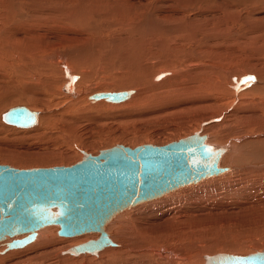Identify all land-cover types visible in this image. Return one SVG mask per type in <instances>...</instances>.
<instances>
[{"label": "rangeland", "instance_id": "1", "mask_svg": "<svg viewBox=\"0 0 264 264\" xmlns=\"http://www.w3.org/2000/svg\"><path fill=\"white\" fill-rule=\"evenodd\" d=\"M0 54V163L71 165L84 151L98 154L119 143L164 145L201 132L211 144L228 146L239 166L221 160L229 167L219 176L224 179L167 194L194 191L195 206L184 210L206 214L199 219L205 228L190 230L193 240L178 245L187 251L198 245L193 264H205V255L264 249V0H0ZM160 68L172 74L156 83ZM64 85L77 92L75 98L64 94ZM133 89L119 104L90 98ZM13 105L39 111L36 126L22 130L2 119ZM235 181L238 186L229 187ZM197 205L202 209L191 210ZM131 210L107 225L115 242L130 218L116 221ZM58 229L40 246V235L8 252L0 244V264H99L82 258L86 254L63 253L97 239L95 233L68 237Z\"/></svg>", "mask_w": 264, "mask_h": 264}, {"label": "water", "instance_id": "2", "mask_svg": "<svg viewBox=\"0 0 264 264\" xmlns=\"http://www.w3.org/2000/svg\"><path fill=\"white\" fill-rule=\"evenodd\" d=\"M132 93L100 91L90 98L120 103ZM5 119L31 126L37 113L16 106ZM207 138L196 132L164 145L119 143L98 154L84 151L71 165L18 168L0 163V242H5V251L21 248L34 241L40 229L57 225L60 236L100 233L70 248L71 253H96L115 245L106 226L119 213L229 170L220 165L228 148ZM205 264H264V249L247 255H206Z\"/></svg>", "mask_w": 264, "mask_h": 264}, {"label": "bare ground", "instance_id": "3", "mask_svg": "<svg viewBox=\"0 0 264 264\" xmlns=\"http://www.w3.org/2000/svg\"><path fill=\"white\" fill-rule=\"evenodd\" d=\"M236 1H234L235 3ZM148 3V2H147ZM233 4V3H232ZM76 5V4H75ZM83 7V6H82ZM236 8V7H235ZM93 9V8H92ZM16 11V10H14ZM13 12V11H12ZM16 13V12H15ZM107 13V11H106ZM91 14V13H90ZM76 15V14H75ZM16 16V15H15ZM7 17V16H6ZM82 17V16H81ZM9 19V18H8ZM7 19V20H8ZM57 19V18H56ZM6 20V21H7ZM74 21V20H73ZM36 24V23H35ZM4 25V24H3ZM1 25V26H3ZM40 25V24H39ZM78 25V24H77ZM92 26V24H91ZM18 27V26H17ZM59 29V28H58ZM57 29V30H58ZM187 30V29H186ZM26 34V33H25ZM108 35V34H107ZM189 36V35H188ZM197 36V35H196ZM2 38V37H1ZM194 38V37H193ZM191 39V38H190ZM9 40V39H8ZM41 41V40H40ZM39 41V42H40ZM4 42V41H3ZM37 42V41H36ZM64 42V41H63ZM41 43V42H40ZM69 44V43H68ZM71 44V43H70ZM40 45V44H39ZM49 45V44H48ZM62 46V45H61ZM65 46V45H64ZM20 47V46H19ZM44 47V46H43ZM54 48V47H53ZM2 49V48H1ZM51 49V48H50ZM89 49V48H88ZM5 50V49H4ZM7 51V50H6ZM11 51V50H10ZM40 52V51H39ZM8 53V52H7ZM22 53V52H21ZM2 54V53H1ZM0 54V56H1ZM35 54V53H34ZM13 56V53H12ZM43 56V55H42ZM222 56V55H221ZM35 57V56H34ZM10 58V57H9ZM22 58V56H21ZM36 58V57H35ZM38 58V57H37ZM24 59V58H23ZM26 59V58H25ZM33 59V58H32ZM35 60V59H34ZM56 60V59H55ZM202 60V59H201ZM4 62V61H3ZM9 63V62H8ZM27 63V62H26ZM28 64V63H27ZM44 64V63H43ZM59 66H61V68L63 67L66 71V75L68 74V77L70 78V80L74 81L76 80V75L71 74L70 73V69H68L67 65H65V63L63 61H60L59 58V62H58ZM192 64V63H191ZM4 65V64H3ZM2 65V66H3ZM8 66V65H7ZM34 68V67H33ZM257 68V67H256ZM43 69V68H42ZM45 69V68H44ZM158 69V68H157ZM12 71V70H11ZM57 71V70H56ZM251 71H254V69ZM31 72V71H30ZM240 72V71H239ZM242 72V71H241ZM248 72V71H247ZM257 72V71H256ZM260 72V71H259ZM40 73V72H39ZM46 73V72H45ZM154 73V72H153ZM245 73V72H244ZM155 74V73H154ZM172 74V72L170 73L169 70H166V68H160L159 71H157L156 76L152 79L154 82L158 83L160 81H164L166 78H168V76H170ZM251 74V73H250ZM64 75V74H63ZM62 75V76H63ZM240 75V74H239ZM238 75V76H239ZM233 76V75H231ZM19 77V76H18ZM56 77V76H55ZM34 78V77H32ZM239 78V77H238ZM244 78V77H243ZM13 79V78H12ZM35 79V78H34ZM169 79V78H168ZM20 80V79H19ZM18 80V81H19ZM40 80V79H39ZM207 80V79H206ZM141 81V80H140ZM239 81V80H238ZM260 81V80H259ZM26 82V81H25ZM76 82V81H75ZM210 82V81H209ZM174 84V83H173ZM177 84V83H176ZM256 84V83H255ZM23 86V85H22ZM48 86V85H47ZM62 86V85H61ZM256 86V85H255ZM123 87V86H122ZM139 87V86H138ZM177 87V86H176ZM215 87V86H214ZM179 88V87H178ZM169 89V88H168ZM190 89V88H189ZM193 89V88H191ZM201 89V88H200ZM43 90V89H42ZM62 90L64 91L65 95H69L70 97H76V93H74L73 89L69 86L64 85ZM173 93V92H172ZM259 93V92H258ZM135 94V90L133 89V93L132 95ZM253 94V93H252ZM131 95V97H132ZM212 96V95H211ZM130 97V98H131ZM129 98V99H130ZM138 98V97H137ZM191 98V97H190ZM71 99V98H70ZM14 100V99H13ZM94 103H96L97 101L100 100L101 101H106L105 99H91ZM128 99H126L125 101L122 102H126ZM2 101V100H1ZM73 101V100H72ZM96 101V102H95ZM131 101V100H130ZM12 103V101H10ZM109 102V101H106ZM120 102V103H122ZM113 103V102H110ZM7 104V103H6ZM9 104V103H8ZM115 104H119V103H115ZM9 107V105H7ZM14 106V105H13ZM18 106H24V105H18ZM16 107V106H14ZM12 107V108H14ZM27 107V106H26ZM10 108V109H12ZM29 108V107H28ZM10 109H8L5 113H7ZM30 109V108H29ZM1 110V109H0ZM32 110V109H30ZM32 111H36L37 113V121L38 122L39 118L41 117V114L39 113V111L37 110H32ZM1 113V112H0ZM5 113L2 116V119H5ZM44 113V112H43ZM2 115V114H1ZM214 118V117H213ZM7 122V121H6ZM10 123V122H8ZM36 123L34 125L31 126H19V125H15L13 123H10L12 125H14V127H18L20 129H31L33 127L36 126ZM4 124V123H2ZM6 124V123H5ZM201 133V132H200ZM202 134V133H201ZM205 135V134H202ZM207 142L210 143V140L207 138ZM211 144V143H210ZM228 148V146H226ZM229 149V148H228ZM225 152V154L228 152ZM230 151V149H229ZM84 154V153H83ZM224 154V155H225ZM228 154V153H227ZM233 152L226 156H222L223 159H221L222 161L224 160L225 163L227 164H231L233 163L235 165V168L238 165V160H233L230 159L232 156ZM236 157V155H234ZM225 157V158H224ZM249 159V158H248ZM257 159V158H256ZM250 161V160H249ZM259 161V160H258ZM221 162V161H220ZM241 162V161H240ZM222 164V163H221ZM234 167V166H233ZM232 167V168H233ZM233 168L231 172L235 171L236 169ZM228 172V171H227ZM230 172V173H231ZM226 173V172H225ZM228 173V175L230 174ZM258 173V172H257ZM221 175V174H220ZM220 175L216 176H212L209 177L211 179H214L215 182L224 179L223 176L219 177ZM256 176V175H255ZM214 177V178H213ZM216 177V178H215ZM209 178H206L204 180H207ZM264 178V177H263ZM203 180V181H204ZM210 180V179H209ZM260 180V179H259ZM201 181V182H203ZM208 181V180H207ZM198 182V183H201ZM198 183H191V184H198ZM234 184H232V186H238V184L235 182H233ZM240 184V183H239ZM242 184H244L242 182ZM190 185V184H187ZM187 185H184L182 187H185ZM205 185H208V183L205 181V183H201V185L199 186V188L201 189L202 187H204ZM243 186V185H242ZM182 187L178 188L181 189ZM236 188V187H235ZM176 189V190H178ZM195 189V188H193ZM238 189V187H237ZM236 189V190H237ZM241 189V187H240ZM245 189V186H244ZM174 190V191H176ZM192 190V189H191ZM174 191H171L169 193H172ZM193 191V190H192ZM203 191H206L203 189ZM209 191V188H208ZM185 192V193H184ZM167 193V194H169ZM194 193V191H193ZM189 190H183L180 192H176L173 195L167 196V194H165L164 196L157 198L160 199L159 201L157 199H154L157 202L151 203L150 204H143L142 206L140 204V206H135L133 208L127 209L125 211L131 210L129 212V214L125 217V218H120L116 221L117 224H124L125 220L130 218V222L129 224H127V226L124 227V233L122 238L120 239V241L116 242L115 245H106L105 247H103L102 249H100L98 252L96 253H90V252H82V253H71L68 250L63 251L64 255L65 254H70V255H75V256H80L81 254H86V255H82L83 257H89L91 260L98 262L99 264H110V263H116L118 264L120 261L121 263H132V264H148V263H157L160 262V264H193V262L191 260H193L195 258V255L193 254V250L196 249V247L198 246L197 244L195 245L196 242L193 241L194 245L196 246L195 249L194 247H184V248H189L193 250H183V245L182 247L180 245H178V243H184L188 242L190 239V237L192 236L191 234L193 233H189L190 230H195V231H199L200 229L202 230V224L204 225L203 229L205 228V222L201 220L200 217H203L205 215H201L198 216L197 213H195L194 211L188 212L190 209H186L184 210V207H186L187 205L190 207V205H192L194 201L193 200V196ZM166 196V197H165ZM197 197V196H196ZM192 201V202H191ZM146 203V202H144ZM197 204V202H196ZM186 205V206H185ZM199 205V204H198ZM197 205V206H198ZM193 206H195L193 204ZM192 206V207H193ZM193 207L191 210H195L194 208H201V206L198 207ZM123 211V212H125ZM121 212V213H123ZM186 214H185V213ZM203 212V210H202ZM201 212V213H202ZM119 213V214H121ZM118 214V215H119ZM116 215V217L118 216ZM115 217V218H116ZM114 218V219H115ZM113 219V220H114ZM112 220V221H113ZM146 222H144V221ZM110 221V222H112ZM109 222V223H110ZM119 222V223H118ZM108 223V224H109ZM116 223L114 225H116ZM53 225L47 226L45 228H42L39 230V240L37 245H41L43 244L44 241L51 239L52 235L54 233H56V228H59L58 226H54V228L52 227ZM137 226H140L137 228ZM52 227V228H49ZM107 227V226H106ZM251 228V227H250ZM200 230V231H201ZM89 234H94V233H89ZM99 234V235H98ZM120 234V233H119ZM196 234V233H195ZM194 234V235H195ZM198 234V232H197ZM197 234L195 235V237L197 236ZM37 235V236H38ZM86 235V234H84ZM95 237H99L100 233L96 232ZM193 235V236H194ZM81 235H78V237ZM68 237H75V236H68ZM84 237V236H83ZM92 237V236H91ZM37 238V237H36ZM81 238V237H80ZM80 238H71L73 241H75V243H77V241L80 240ZM83 239V238H82ZM81 239V240H82ZM195 239V238H194ZM193 240V239H192ZM191 240V241H192ZM8 241H10V239H8ZM197 241V240H196ZM33 242V241H32ZM30 242V243H32ZM35 242V240H34ZM140 242V243H139ZM30 243H28L27 245L29 246ZM0 244H4V246L6 245L5 242H0ZM192 244V242H191ZM26 245V246H27ZM193 245V244H192ZM190 245V246H192ZM193 245V246H194ZM45 246V245H44ZM179 246V247H178ZM6 247V246H5ZM25 247V246H24ZM170 247V248H168ZM23 248V247H21ZM72 248V247H71ZM108 248V249H107ZM174 248V249H171ZM231 248V247H228ZM4 249V248H3ZM18 249V248H15ZM14 249V250H15ZM106 249V250H105ZM206 249V248H205ZM232 250H237L236 248H231ZM6 250V249H5ZM10 251L12 249H9ZM103 250H105L104 252H102ZM225 251V250H224ZM8 252V250H7ZM102 252V253H100ZM62 253V254H63ZM88 253L93 254L94 256L98 255L97 257H93L88 255ZM32 254V253H31ZM235 254V252H234ZM81 258V259H82ZM76 259V257H75ZM80 259V257H79ZM80 259V260H81ZM204 260L206 262V255L204 256ZM26 261V260H25ZM24 261V263H25ZM82 261V260H81ZM148 261V262H146ZM194 261V260H193ZM86 262V260H85ZM130 262V263H129ZM23 263V264H24ZM151 263V264H152ZM196 263V262H195ZM201 264V263H200Z\"/></svg>", "mask_w": 264, "mask_h": 264}, {"label": "snow or ice", "instance_id": "4", "mask_svg": "<svg viewBox=\"0 0 264 264\" xmlns=\"http://www.w3.org/2000/svg\"><path fill=\"white\" fill-rule=\"evenodd\" d=\"M251 79H253V78H251V77L248 78V80H251ZM236 259L239 260L240 258H236Z\"/></svg>", "mask_w": 264, "mask_h": 264}]
</instances>
